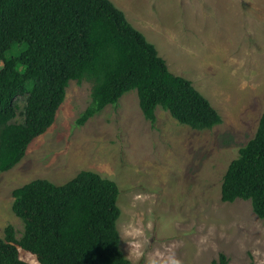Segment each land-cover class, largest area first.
Segmentation results:
<instances>
[{"label": "rangeland", "instance_id": "374dc122", "mask_svg": "<svg viewBox=\"0 0 264 264\" xmlns=\"http://www.w3.org/2000/svg\"><path fill=\"white\" fill-rule=\"evenodd\" d=\"M192 82L222 123L197 131L157 108L145 120L135 91L77 126L91 84L69 83L54 124L0 173V237L22 222L12 191L36 179L64 185L93 171L119 188L120 249L130 264L174 254L180 264H264V220L250 201H221V184L264 111V0H110ZM1 66V63H0ZM129 225L136 232L126 235ZM137 232L139 234H137ZM31 264L35 257L19 249Z\"/></svg>", "mask_w": 264, "mask_h": 264}, {"label": "trees", "instance_id": "16d2710c", "mask_svg": "<svg viewBox=\"0 0 264 264\" xmlns=\"http://www.w3.org/2000/svg\"><path fill=\"white\" fill-rule=\"evenodd\" d=\"M0 173L18 165L28 146L54 124L70 82L91 84L77 126L137 93L151 124L160 108L179 124L207 131L222 123L188 79L170 72L154 44L110 0H0ZM22 222L0 237V264H130L120 249L117 184L81 171L64 185L33 180L12 191ZM250 201L264 220V111L254 137L223 177L221 201ZM36 258V257H35ZM213 264H228L220 254ZM253 264V263H251Z\"/></svg>", "mask_w": 264, "mask_h": 264}, {"label": "clouds", "instance_id": "9594fccd", "mask_svg": "<svg viewBox=\"0 0 264 264\" xmlns=\"http://www.w3.org/2000/svg\"><path fill=\"white\" fill-rule=\"evenodd\" d=\"M131 232H136L134 225L128 226V230H126V235L131 234ZM137 234L139 233L137 232ZM30 255L36 257L32 259L31 264H40L37 254L31 253ZM152 264H180V261L175 258L174 254H172L167 257H161L159 259L154 258L152 260Z\"/></svg>", "mask_w": 264, "mask_h": 264}]
</instances>
